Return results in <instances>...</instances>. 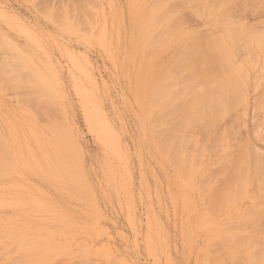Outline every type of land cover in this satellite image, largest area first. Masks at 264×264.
I'll use <instances>...</instances> for the list:
<instances>
[{"label": "rangeland", "instance_id": "obj_1", "mask_svg": "<svg viewBox=\"0 0 264 264\" xmlns=\"http://www.w3.org/2000/svg\"><path fill=\"white\" fill-rule=\"evenodd\" d=\"M171 1L176 4L173 5L175 9ZM174 1L0 0V36H11L19 40L21 46L26 47L27 50L44 49L47 52L48 67L31 65L30 69L24 68L23 70L31 75L35 72L43 73L44 78H41L39 85V90L42 91L40 105L45 107L47 102L53 110L55 109L54 112L52 111L53 116L51 115L54 117L51 120L55 123L56 118H60L56 115H62L60 121H63L67 131L70 130L66 136L74 148L77 144L75 156H72L73 161H71L74 162L77 159L76 161L80 164L78 167L83 169L80 172L78 168L79 172L85 177L84 179L83 175H81L82 178L80 174L78 175L85 185L76 180V176L75 178L66 177L67 179L62 176L59 186L48 182L45 174L49 164H54L55 161L51 158L45 159L47 157L45 155L41 157L39 151L43 147L42 132H49L50 123L47 119L50 120L49 114L51 113L45 114L42 109L37 110L35 107L36 110H34L30 107L29 101H26L31 97L27 99L19 93L17 94L20 96L14 92L13 94L7 93L2 103L5 104L6 101L5 106H9L10 109L7 113L14 118L12 121L7 120L5 130L14 140L13 150L17 152L15 153L16 160L9 170L22 172L27 176L26 183L19 185L23 192L21 190L17 196L22 200L37 198L38 201L41 198L44 203L53 202L54 208L48 209L47 207L43 210L40 207V209L37 207L39 205L35 206L38 202L33 204L36 210L32 206L30 208H34L33 210L21 206L14 208L0 205V246L4 247L0 248V256L5 253V259L0 257L1 264L11 262L14 256L17 261L20 258L21 262L18 264L22 262L29 264L28 252L23 250V247L17 246V240L27 239L28 241L33 237L37 239V242L36 239L29 240L33 244L35 242L41 246L46 242L51 247L67 248L70 252H74L70 253L71 257L67 256L68 260L64 258L66 256H60L50 264H215L217 262L225 264L222 260H226V264H251L252 257L249 254L252 252L250 247L252 243L250 244L251 238L248 239L247 235H256L260 251L255 250V252L262 253L263 256L264 249L259 243L261 241L264 244L263 229L259 228L255 231L250 224L245 225L243 222L249 212L264 218V181L260 183L263 187H259L257 182L253 183L256 185L254 186L252 182L247 185L249 182L247 180H245L246 185L240 181L244 184L243 188L246 187V190L244 188L245 194L237 196V200H234L225 211V215H228L227 225L231 226L230 223H232L233 226L236 224L240 227L236 230L232 228L236 232L231 230V233L244 236V246L239 245L243 248L239 251L243 253L242 257L236 256L238 260L234 256L226 258V253L222 250L220 252H223L226 259H221L224 258L222 255V257L219 255V261L214 259L220 252L217 250V254L215 250L216 254H213V249L207 246L206 237L207 232L214 229L215 223L207 220L205 222L208 223L204 222L197 230H189L199 223L203 217L202 212L207 210L205 204H201L204 203L202 200H206L207 194L203 193V195L198 188L200 187L198 183L202 179L192 180L189 178L188 171L181 174L182 170H179L173 160L167 158L165 154L162 133L157 129L158 127L147 128L149 124L145 126L147 121L142 118L139 97L136 95L138 67L133 68L135 35L138 32V25L143 26L151 34L156 31L152 34L151 45L158 44L159 37L163 38L158 40L162 45L167 38L173 42L172 48L168 41L163 49L159 51L155 49L154 54L150 52L145 54V57L153 58L152 60L148 58L150 59L148 75H152L153 71L155 77L158 76V79H161L160 84L162 85L163 82L166 84L170 81L172 77H165L169 71L166 68L171 70L176 62H179L186 44H190L183 38L184 31L217 33L213 32L212 23L209 25V22H206L202 10H207L219 0L217 2H214L215 0ZM224 1L226 0L219 2L221 6ZM163 3L168 6L166 10L168 14L165 15L167 19L174 10L176 11L174 13L180 14L174 16L173 13V18L179 21V25L172 21L169 23L172 27L170 29L175 30L177 35L178 40L176 41L169 39L170 36L166 33L169 28L164 31L162 27H156V17L153 12ZM220 4L216 5L220 6ZM262 4L264 0H230L229 4L222 7L224 13L222 16L225 19L222 18V33L218 30L217 35L219 37L222 35V44H226L232 54L229 60L226 59L228 62L223 64L225 66L223 69L227 70L225 78L229 77L226 79L229 81L225 80L224 83H231L229 86L233 87V91L229 86L231 89L227 88V90L234 92L237 101L233 99L234 97L231 100L237 103L235 102L233 112L226 115L218 126H212L213 130L209 128L210 134L207 131L208 135L206 132L207 136L202 137V134L191 133L189 137L195 144L183 147L184 159L188 163L186 167L195 166L196 168L202 165L203 167L200 168L202 173L211 172L210 174L216 175L212 179L214 182L218 178L222 179V183L226 180V177H223L226 172L223 167L231 158L241 157L243 152L253 155L255 152V155H258L257 158L262 160V163L264 162V5ZM167 19L166 21L169 22L170 20ZM86 26L93 27L90 29L94 31ZM228 26L231 29L230 27L225 28ZM232 28L235 30V36L232 34L235 40L228 39L224 33L226 29L231 33L234 32ZM246 30L253 36L248 35ZM160 32L166 33V36L161 35ZM236 33L240 36L236 37ZM241 33L247 34L251 42L245 39L247 35ZM105 38V42L109 43L110 47L106 43L103 44ZM5 48H2V51ZM8 51L4 55L9 56L8 58L13 57L11 56L13 53ZM74 62L76 66L73 65ZM227 64L237 68L232 67L231 69ZM164 71L166 75L163 74ZM237 71L239 75L233 76L238 74ZM177 74L173 77L179 76ZM177 78H174L175 84ZM168 84L172 85L170 82ZM178 88H180L179 85ZM84 89L91 92L90 94L98 102L101 113L116 135L117 146L122 150L121 154L112 150L106 137L101 133L98 113L90 105ZM230 97L228 96L229 99ZM21 99H24V102ZM50 105L49 108H51ZM57 109L61 112L59 113ZM55 112L56 115H54ZM151 132H154L153 136L150 135ZM220 133L222 134V146L213 147ZM69 137L74 140L71 141ZM153 142H158L159 147H154ZM197 156L201 160L200 163L195 160ZM241 160L245 162L246 159L241 157ZM218 164L223 167L220 169ZM229 166L230 164L224 169L226 170ZM66 171L64 168V176ZM58 175H61L60 171H57ZM122 179L127 182L126 191L119 193L112 185ZM67 181L71 183L68 189L64 187V182ZM181 195H190L189 199L196 207L194 212H190L184 206L185 202L181 199ZM46 203L45 205L49 206ZM186 204L189 205L188 202ZM239 217H243L241 226L238 222ZM236 220L237 223L234 224ZM13 231L17 232L16 237ZM3 235H7L8 238ZM5 237L6 240H4ZM7 239L10 242H7ZM12 242H15L16 246ZM241 243H243L242 240ZM9 250L12 251L7 253V256L6 252ZM210 250H212L211 255H209ZM23 256L28 257L23 258ZM210 257H212L211 261ZM59 258L67 262H60ZM24 259L27 261H22ZM84 259L87 260L84 261ZM17 261L11 263L17 264Z\"/></svg>", "mask_w": 264, "mask_h": 264}, {"label": "bare ground", "instance_id": "obj_2", "mask_svg": "<svg viewBox=\"0 0 264 264\" xmlns=\"http://www.w3.org/2000/svg\"><path fill=\"white\" fill-rule=\"evenodd\" d=\"M217 1L218 0H215L214 2H217ZM220 1L222 3V0H219L218 3H215V4L213 3V4L219 5ZM174 2H177V1L175 0ZM166 3H163L164 5L162 4L159 7H156V9L154 8L155 10H154L153 14L156 17V27L160 26V27H162V29L164 31L169 28V31L166 32L170 36L169 39L171 41H174V40L176 41L177 35L175 34V30L170 29L172 27H171V24H169V23H171V21H172V23H177L179 25V21L177 19L175 20V18H173V13L176 12L175 10L171 14L172 18H170L171 15H168V17L170 16L169 19L166 18L165 15L168 14L166 12V10L168 9V6L165 5ZM171 3H172V6L176 5L175 3L173 4L172 1H171ZM223 3H224L223 6L224 5L226 6L227 4L230 3V0H226ZM213 4H211V5H213ZM214 5L207 8V10L203 9L202 13H203V17H206V22L208 21L209 25H210V23H212L213 32L215 31L217 33H209V32L202 33L199 31H197V32L195 31L194 33H189L187 31H184L183 38L188 40V42L190 44H186L185 48L182 51V55L180 56V58L178 60L179 62H176V65L171 70L166 68V70H169V71H167V75L165 74L166 71H164V73H163L166 75L165 76L166 78H167V76L173 77L174 74L176 75V73H178L179 76H175L176 78L178 77L176 79V84L174 83L175 77H173V79L171 77L170 79L172 81L167 80L168 82H166V84H164V82H163V85H162V84H160L161 79L159 80L157 75H156L157 77H155V74L153 73V71H152V75H148V67H150L151 57L149 56L148 58H150V59L148 60V58L145 57L146 52H150L151 54H154L155 49H158V51L163 49L164 46H166L168 44L167 42L169 40L167 38L166 39L167 41L165 43H163V45H162L161 41L159 42L158 40L163 39V38L156 36V37H159V39L157 40L158 44L155 43V44L151 45V41L153 40L152 34H154L156 31L152 32V34H151V32L146 31L143 26H139V25L137 27L138 32L135 35L136 36L135 37V51H134V53L132 51L133 56H134L133 68L138 67V71H137V75H136V80H137V84H138L136 86V95L139 97V104H140V108H141L142 118H144V120L147 121L145 126H147L149 124V126H147V128H154L155 126L158 127L157 129H159L160 132L162 133L161 138H162V145L165 149V154L167 155V158H169L170 160H173V162L178 166L177 168H179V170H182L181 174H184L185 172L188 171V173L190 175L189 178H192V180L193 179L194 180H200V179L203 180V181L202 180L199 181L200 183H198V184H200V187H198V188H199V192L201 191L202 194L203 193L207 194L206 198H205L206 200L205 201L202 200V202H204V203H201L203 205L205 204L204 206H206L207 210L205 212H202L203 217H201L202 219L200 218L201 220L199 221V223H196L189 230H193V231L197 230L207 220H208V222H211V221L214 222L215 223L214 229L209 230L207 232V237H206L207 246L210 249H213V254H216V253L218 254V252L223 250L226 253L225 254L226 258H227V256H231V257L234 256L238 260V257L241 258L242 257L241 255L243 254L239 251H240V249H243L241 247L244 246V243H245V241H243L244 236H238L234 233H231L232 232L231 230H233V229L236 230L237 228H240V227H238V225L235 224V223H237V220H236V222H233L236 226L235 225L233 226L232 223H230L231 226L227 225L226 219H227L228 215H225L226 214L225 211L228 210L227 208H229L231 206V204H232V202H234V200H237L236 199L237 196H240L241 194H245L246 187L244 186L245 190L243 188V185L245 184V180L249 181V182H247V185H248V183H251V182H252V184L254 182H257L259 184L258 185L259 187L260 186L263 187V184H264L263 183V181H264V175H263L264 174V162L262 163V160L257 158L258 155L256 156L255 155L256 153L254 151H252V153L254 152L255 156L249 152H248L249 154H247V152H245L246 154L244 152L241 154V157L243 159H246L245 162H243L241 160V157L231 158L228 161V164H230V166L228 168H226V170L224 168L228 164L227 165L225 164V166L223 167V165H219L220 164L219 163L218 165H219L220 169H221V167H223V170L226 171L224 174L227 175L226 176L223 174V177L225 176L226 180L222 183L221 182L222 179H219V178H218L219 180L217 179L215 182H214V180L212 181V179H214V177L216 176L215 174L212 175V174H210L211 172L202 173V171L200 169L201 167H203L202 165H200L201 167H196V168H194L195 166L190 167V168L186 167L188 165V163L185 162L184 152H183L184 146H186V145L189 146L192 143L195 144V142L190 139L189 134H191V133L196 134L197 133L198 135L202 134L201 135L202 137H203V135L207 136L208 132H209V134L211 132V131H208L209 128L211 130H213L214 128L212 126H214V127L216 125L218 126V123L220 121H222L226 115L233 112V109L235 107L234 105L237 103L236 102L237 99H235L234 94H233L234 92H232L233 87L229 86L231 83L229 84V82H227L228 85L226 83H224V81L227 78L229 79V77L227 76L225 78L227 70L225 68L223 69V66L225 65L224 62L227 63L229 58H231L229 56H232L231 49L229 50L227 48L226 44H222V35L220 37L217 35L219 33V31H221V33H222V18L225 19V17L222 16V14L224 15V13L222 12L223 6H221L222 4H220V6H217V5L214 6ZM262 5H264V4H262ZM169 6H170V8H172L171 4H169ZM186 8H188V7H186ZM189 8H191V7H189ZM173 9H175L174 6H173ZM173 9H171V11H173ZM184 11H187V10L184 9ZM175 15H180V14L174 13V16ZM166 19L168 21L169 20L170 21L167 22ZM206 25H208V23H206ZM89 27L91 28V26H89ZM229 27L230 26L225 27V28L229 29ZM90 28H88V29H90ZM91 29H93V27ZM228 29H226L224 33L227 35L228 39L235 40L236 38L234 39V37H232V34L235 33V30L232 28V30H234V32L231 30L232 31V33H231ZM230 29H231V27H230ZM91 31H94V30H91ZM164 31H161V32H164ZM246 31H248V30H246ZM166 33H164L165 35L161 33V35L166 36ZM243 33H241V34H243ZM247 33H249L248 35H250V34L252 35V33H250L249 31ZM253 34H254V32H253ZM243 35L246 36L247 34H243ZM248 35L246 36L245 39H249ZM137 36H139L140 38H138ZM233 36H235V34ZM239 36H240V34L238 35V33H236V37H239ZM242 38H244V36H242ZM103 41H104L103 44L106 43L108 45V47H110L109 43L105 42L106 38L103 39ZM154 41H156L155 38H154ZM249 41L251 42L250 39H249ZM170 43H171L170 46L172 48L173 42H170ZM249 45H251V44H249ZM249 45H247V46L250 48ZM5 47H7V48H5ZM2 48H5L4 51H2L3 50ZM25 48H23V46H21V42L19 40L15 39L11 36H3V37L0 36V205L1 206H11L14 208L21 206L23 208L29 209L31 206L34 207L33 204L38 202V204L35 205V206L39 205V206H37L38 208L41 207V208H43V210H45L44 208H47V207H48V209H53L54 208L53 202H49V201H48L49 203L45 202L46 204L49 205V206H46L45 203L41 200V198H39L40 200L38 199V201H37V198H29L27 200H22V199H20V197L18 198L17 193H19L22 190L19 185L26 183L27 176H25L22 172H13V171L9 170V167L12 166L13 162L16 160L17 155L15 153H17V152L15 150H13V141L14 140L10 137V134L5 130V125L7 124V120L10 119V121H12V119L14 117L11 116V114H9L10 116L8 115L7 111L9 112L10 109H9V106H5L6 101H5V104L2 103V102H4L3 97L5 98L7 93H12V92H14L16 94L19 93L20 95L26 97L27 99L29 97L32 98V99L30 98L29 100L26 99L27 101L26 100L25 101L26 102L29 101L28 103L31 105L30 107L34 108V110H36L35 109V107H36L37 110L42 109L45 112V114L51 113V114H49V117L51 115L53 116V112L55 111V109L53 110L52 109L53 107L50 104H48L47 102H46L47 106H45V107H41V105H40L41 101H42V99H40L42 96V91L39 90V85H40V81L44 78L43 73L42 72H35V73H33L34 75H31L29 73H26L23 70L24 68L30 69L31 65H36L38 67H44V66L48 67L47 52L44 49L43 50L38 49V50L30 51V50H27ZM7 49L13 53V54L11 53L12 54L11 56H13V57L8 58L9 56L8 57L5 56L6 55L5 53L8 51ZM166 50L167 49H165V51ZM71 56H70V58L73 57V56L72 57ZM226 59H228V60L226 61ZM74 61H75V59H74ZM73 65L76 66V63L74 62ZM172 65H173V63H172ZM172 65H171V67H172ZM228 66L231 67V65H228ZM232 67H231V69H232ZM233 68H237V67L234 66ZM224 70H226V71H224ZM176 71H178V72H176ZM223 71L225 72V74ZM238 71H239V68H238ZM238 71H237L238 74H236V75L234 73H232V74H234L233 76L239 75V72L241 70L239 72ZM43 72H45V71H43ZM172 73H173V75H172ZM38 74H40V76ZM222 74H224L223 75L224 76L223 81H222V79H223ZM229 75H231V73ZM226 81H229V80H226ZM169 82L172 83V85H171L172 87L169 86V84H168ZM178 85L180 86V88H178ZM228 86L232 87V91L227 90V88L231 89ZM85 88H87V87H85ZM171 88H172V91H170ZM84 90H85V94H86V97H87L90 105L98 113V121H99L98 124H99V129H100L101 133H103L104 136L106 137L108 143L112 147V150H114L117 154H121L122 150L120 147L117 146L116 135L114 134L113 130L110 128L109 124H107L108 122L104 118V115L101 113L98 102L96 101L94 96L90 94L91 92L89 93L86 89H84ZM229 91L232 93H230ZM225 92L228 93L229 97H230V95L233 94L230 97V99L228 98L227 93H225ZM229 93H230V95H229ZM16 94H14V95H16ZM19 94H17V95L20 96ZM231 98L235 99L236 101L233 102L232 101L233 99L231 100ZM228 99L230 101H228ZM21 100L24 102V99H21ZM231 101H232V103H231ZM29 104L27 106H29ZM49 105L51 106V108H49ZM58 112L60 113L61 110H58ZM54 115H56V112ZM52 116L50 117V120L47 119L48 123H50L49 125L51 126L50 127L48 125L49 126L48 127L49 128L48 133H50L51 136L47 132H44V131L42 132L43 147H41L40 148L41 150L39 151V154L42 155L41 157H43L45 155V156H47L45 159L51 158L52 161H55L54 164H49V167H48L47 172L45 174L47 177V180H48V182L59 186V185H61L59 183H61L62 176H63V178H66V177H68V178L74 177L75 178V176H76L77 177L76 180L81 182V178H82L81 175H83V178L85 179L84 174L83 173L80 174V172H82L83 169L81 170V168L78 167V166H80V164H79V162L76 161L77 159L74 160V162H72L73 161L72 156L74 155V152L76 153L75 148H77V144H75L76 147L74 148V146L70 143L68 136H66L67 134L70 133L69 132L70 130L68 129V131H67L64 128L63 121H60L61 120L60 118H62L61 117L62 115L61 114L56 115V116H60V118H58V119L55 117L56 123H55V121L51 120V119H54V117H52ZM3 119H4V121H3ZM51 123H52V125H51ZM34 129H35V127L33 128V130ZM152 133H154V132H151L150 135ZM220 134L217 136V139H216L217 141H215L213 143V145H214L213 147L222 146L221 145L222 144V134L221 135ZM152 136H153V134H152ZM152 136H150V138ZM69 138L71 141L74 140L72 137H69ZM151 139H153V138H151ZM153 144H154V147L156 146L157 148L160 145L158 142L157 143L153 142ZM72 146H73V148H72ZM248 146H245V148L246 147L248 148ZM249 147H251V146H249ZM72 150H75V151H72ZM250 150L251 149H249L248 151H250ZM37 152H38V150H37ZM25 155H27V153H25ZM35 157H36V154H35ZM71 157H72V159H71ZM195 160H198L199 163L201 161L199 156H197V159H195ZM203 161H204V158H203ZM221 162H222V160H221ZM40 164H42V162ZM74 164L75 165L77 164V165L75 166ZM72 166H75V167H72ZM81 167H83V165ZM64 168L67 170L65 176H64ZM78 168L81 170L80 172H79ZM218 169L219 168H217V170ZM57 171H60L61 175L57 176ZM222 173H223V171H222ZM78 175L81 176L80 179L78 178ZM82 181H83V179H82ZM240 181H243L244 184H243V182L241 183ZM42 182H43V180H42ZM261 182L263 184H260ZM81 183L83 185H85L84 181ZM257 183H255V184H257ZM126 185H127V182L122 179L121 181H118L117 183L112 185V187H114L116 189V191H119V193H121V191L122 192L126 191ZM254 186H256V185H254ZM64 187H66L68 189L69 187H71V183L68 181L64 182ZM82 188H83V186H82ZM242 188H243V190H242ZM21 192H23V190ZM180 197L185 202L184 206L187 207L190 212H194L196 210V207L194 206V204L189 199L190 195H188V196L181 195ZM186 202H188L189 205H187ZM176 203L179 204L178 201H176ZM56 204H58V203L56 202ZM33 209H31V210H33ZM36 209L37 208H35V210ZM85 212H87V211H85ZM242 218L243 217H239V220H238L239 226L242 225ZM8 222H11V221H8ZM208 222H205V224ZM65 223H67V222L65 221ZM243 223L245 225L250 224L255 231H257L259 228L263 229V231H264V218L261 215H254V214H252V212H249L246 220H244ZM186 229H187V227H186ZM235 230H233V231L236 232ZM226 231H227V233H226ZM10 232H12V231H10ZM13 233H14V236L16 237L17 232L13 231ZM4 234H5V231H4ZM22 234H24L23 231H22ZM1 235H2V233H1ZM190 235H192V234H190ZM3 236H7V235H3ZM246 237L248 239L251 238L250 244L252 243L250 246L252 252H250V254H249V255H251L250 257H252V263L251 264H257V263L258 264H264V254L262 256V253L258 254V252H255V250L260 251V248H258L259 247L258 246L259 245L258 239L255 238L256 235H252V236L247 235ZM7 238H8V236H7ZM35 239H36V237H33L29 240L33 241ZM4 240H6V237ZM10 240H12V239H10ZM13 240H14V238H13ZM29 240L27 241V239H18L17 240L18 244L16 243L17 246L23 247L24 248L23 250H26L28 252V255H29V258H28L29 262L28 263L29 264H50V262H53V260L57 259L60 256H66L64 258L67 259V256L70 255V253L71 254L74 253V252L72 253V251L70 252V250H68L67 248L57 249V248L51 247V245L46 244V242L44 243V245L41 244V246H39L40 244L37 245L34 242V244H35L34 245ZM241 240L243 243H241ZM35 241L37 242V239ZM239 241H240V243H239ZM7 242H10V241L8 240ZM146 242H148V240ZM246 242H248V241H246ZM19 243H21V245H19ZM41 243H43V242H41ZM53 243H54V241H53ZM259 243H260V247L262 246V248L264 249V247H263L264 244L261 241ZM6 245H8V244H6ZM239 245H241V247ZM246 245H247V243L245 244V246ZM4 246H5V244H4ZM0 248L2 249L4 247L0 246ZM17 249L20 250L19 248H17ZM12 250H9L8 252H6V255H7V253H9ZM215 250H216V253H215ZM217 250H218V252H217ZM251 250H249V251H251ZM210 251H211V253H209V255L212 254V250H210ZM85 253L88 254L87 251ZM220 253L218 254V256H216V258L214 257V259H218V261H219V258L222 256H224V258H221V259H226L223 252H220ZM4 255H5V253H3V255L1 254L0 257H3L2 259H5ZM219 255H220V257H219ZM236 256H238V257H236ZM27 257L28 256H26V257L23 256V258H27ZM70 257H71V255H70ZM75 257H72V258H75ZM84 257H85V255H84ZM15 258H16V256L12 257L11 262H13L15 260L17 261V259H15ZM59 259H61V258H59ZM65 259H61L59 261L65 262L66 261ZM0 260H1V258H0ZM85 260H87V259H84V261ZM101 260L102 259H100V261ZM209 260L211 261L212 257H210ZM22 261H27V260L24 259ZM223 261H225V262H223ZM11 262L9 261V263L8 262L7 263L10 264ZM19 262H21L20 258L18 259V261L16 263L18 264ZM222 262L226 264L227 261L222 260ZM24 263L22 262L20 264H24ZM212 263H215V262H212ZM219 263H221V262H219ZM219 263L217 262L215 264H219ZM61 264H63V263H61ZM81 264H83V263H81Z\"/></svg>", "mask_w": 264, "mask_h": 264}]
</instances>
